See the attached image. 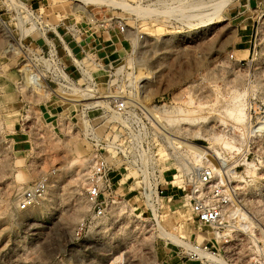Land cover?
<instances>
[{"label":"rangeland","instance_id":"1","mask_svg":"<svg viewBox=\"0 0 264 264\" xmlns=\"http://www.w3.org/2000/svg\"><path fill=\"white\" fill-rule=\"evenodd\" d=\"M16 1L0 0V264H159L161 251L179 248L159 235L155 188V220L144 204L141 169L170 171L177 193L157 211L161 223L199 242L186 225L188 191L202 166L218 168L238 212L224 227L234 242L224 250L212 241L213 252L227 264H264V0ZM91 31L115 53L76 54L73 44ZM246 34L251 52L242 59L234 49ZM90 92L107 106L66 96ZM115 98L129 101V114H114ZM236 104L244 123L230 114ZM180 127L188 139L175 136ZM102 156L118 162L110 173L116 200L104 221L78 236ZM42 176L58 177L56 189L20 209Z\"/></svg>","mask_w":264,"mask_h":264},{"label":"built area","instance_id":"2","mask_svg":"<svg viewBox=\"0 0 264 264\" xmlns=\"http://www.w3.org/2000/svg\"><path fill=\"white\" fill-rule=\"evenodd\" d=\"M93 21H95L94 16H92L87 23L90 24ZM92 27L94 26H90L89 29ZM120 28L122 31L125 29L123 25ZM73 36L75 37V35ZM65 80L68 81L67 79ZM111 103L113 104L112 111L117 116L129 114L130 109L132 108L129 101L125 98H115ZM95 162L91 176V184L87 193V200L91 212L89 216L78 225L76 230L78 236L86 235L92 226L104 221L107 218L108 210L111 209V205L116 200V194L113 187L114 184L110 178V173L117 166L118 162L112 158L109 159L107 156H102ZM155 169L159 170L160 182L157 185ZM141 171L144 176L142 180L143 191L141 192V196L143 197L144 204L151 211L155 220L153 206H151L149 202L150 198L154 197V193L151 191L152 188L157 190L158 198L155 204L158 212H162V208L168 202L169 197L168 194H165L164 185L166 181L164 180V171L153 167L154 174L151 176L147 174V170L142 168ZM47 180L46 176H42L23 192L18 202L20 209L26 210L33 207L38 200L42 198L47 187ZM188 196L192 221L197 222L199 225V227L194 229L195 235H202L203 240L197 242L191 238L189 240L187 239L190 246L176 245L179 248L178 252L182 254L184 258L205 259L196 249L202 248L205 251L213 252L212 247L214 244L212 241L218 242L221 244V247L226 250L232 245L234 239L224 231V227L228 225L225 224V221L229 218V216H226L225 210L230 206L232 207V203L235 202V195L228 188L224 180L215 175L211 166H202L196 173L195 180L188 191ZM230 218L238 217L234 216ZM230 218L228 220L231 221Z\"/></svg>","mask_w":264,"mask_h":264},{"label":"bare ground","instance_id":"3","mask_svg":"<svg viewBox=\"0 0 264 264\" xmlns=\"http://www.w3.org/2000/svg\"><path fill=\"white\" fill-rule=\"evenodd\" d=\"M12 1V0H11ZM14 1H16V0H13V2ZM18 1V0H17ZM16 1V2H17ZM78 1H80L81 3L83 2V3H95V4H99V3H101L102 2V0H78ZM12 2V3H13ZM18 3V2H17ZM20 4V3H19ZM82 5V4H81ZM85 6V5H84ZM63 96H65V95H63ZM67 96V98H69V99H72V100H83V99H97V98H101L102 96H100L98 93H93V92H90L89 93V95H88V97H86V98H73L71 95L70 96H68V95H66ZM106 105L107 106V101L106 100H95V101H90V102H86V103H83V105L85 106V107H87V108H90V107H93V106H95V105ZM98 107V106H97ZM108 107H110V106H108ZM154 109V108H153ZM152 109V110H153ZM157 110V108L155 109V110H153V111H156ZM158 110H160V109H158ZM157 110V111H158ZM230 114H231V116L233 115L234 117H233V119H237L238 121H236L235 120V122L236 123H239L240 124V122H242V123H244L243 121H244V119H245V114H244V106H243V104H236V105H234V107H232V108H230ZM228 111V112H229ZM161 112V114H162V110L160 111ZM179 112V111H178ZM181 112V111H180ZM157 114V113H156ZM185 114V113H184ZM159 115V114H158ZM182 116H185V115H182ZM122 121V120H121ZM246 121V120H245ZM101 122H102V120H101ZM101 122H99V123H101ZM157 125L160 127V128H158L159 130H161V131H163V133L165 134V138L167 137V139H168V141L169 142H171L172 144L174 143V142H178V140L177 139H174L173 138V136H174V134L170 131L171 130V128H170V126H168L167 124H165V123H162V122H158L157 121ZM242 126V125H241ZM244 129V128H243ZM173 130L174 131H176L177 133H179L178 135H175V136H177V137H181V138H183V139H188V136H189V133L187 132V130L185 129V127H184V129H183V127H182V129H181V127L179 128V129H176V128H173ZM225 145L226 146H229L230 148H233L234 147V145L233 144H231L230 142H225ZM202 153H203V150H201V149H199V151H198V154H200V156L202 155ZM202 157V156H201ZM197 158H199V157H197ZM204 158L205 157H202V159H203V161H202V159H201V161L202 162H205V160H204ZM193 159V158H192ZM196 159V158H195ZM200 159V158H199ZM198 159V160H199ZM197 160V159H196ZM195 160V162H193L192 161V163H196L197 161ZM93 162H94V160H93ZM191 163V164H192ZM224 165H225V163H226V160H223V162H222ZM193 164V165H194ZM196 164H198V163H196ZM193 165H186L185 166V170L186 171H188L189 172V174H194V170L192 169V167H193ZM222 167V166H221ZM195 168V167H194ZM196 170V169H195ZM213 170H214V168H213ZM188 172H186V173H188ZM196 172V171H195ZM219 171H218V168L217 167H215V170H214V173H215V175H218V174H216V173H218ZM235 176V175H234ZM194 177V176H193ZM195 177H196V174H195ZM57 178L58 177H53L50 181H49V183H48V180H47V183H48V187H46V190H45V192H46V194L49 196H51V194L54 192V190L56 189V187H57V185H58V182H57ZM48 179V178H47ZM195 180V179H194ZM155 192V194H156V199L158 198V196H157V191H154ZM45 194V193H44ZM44 196V195H43ZM42 196V197H43ZM155 202H156V200H155ZM116 203V202H115ZM81 208V207H80ZM79 209V208H78ZM234 210V211H233ZM232 210V207L230 206L229 208H226V210H225V214H226V216H229V217H232V215L234 214V213H237L236 212V210L237 209H233ZM156 211V224H157V226H158V229H159V232H160V234L159 235H161L163 238H165V239H169V240H171L172 241V243H175V244H178V245H184V246H190V243H189V241L188 240H186V239H184V236H181V234H179V232L178 233H174V232H171V230H169V229H166L165 228V226L161 223V218H162V215H159L158 213H157V208H155V210H154V212ZM78 213V212H77ZM224 214V215H225ZM176 229H177V227H176ZM158 232V233H159ZM199 236V242L202 240V238H203V236H201V235H198ZM196 250H198L199 251V253L202 255V257H204L205 259H207L208 261H210V262H217V263H221V264H227L223 259H221L217 254H215L214 252H212V251H205L204 249H202V248H197ZM212 263V264H213Z\"/></svg>","mask_w":264,"mask_h":264},{"label":"crops","instance_id":"4","mask_svg":"<svg viewBox=\"0 0 264 264\" xmlns=\"http://www.w3.org/2000/svg\"><path fill=\"white\" fill-rule=\"evenodd\" d=\"M97 31V30H96ZM96 31H91L87 34H84L85 36L83 38H81L80 41H78L77 43L73 44V50H75L76 54L82 53V52H86L85 48H89V49H96V52L98 53L99 51L101 52V49L103 48L104 52H102L101 54H104V56H111L113 53H115V49H109L114 47L112 44H104L101 45V38L98 35V33ZM95 34V35H94ZM91 35V36H90ZM113 43L115 44V41L113 40ZM251 52V38L249 34H246L244 36H242L241 40H239L235 46L234 49V55L235 56H240L242 57V59H244L247 55H250ZM168 175H170V171H166L164 170V179H165V194H168V201L170 200V198H172L174 195H176L177 190L173 189L170 186L171 181H168L166 179V177H168ZM172 185V184H171ZM199 227V225L197 224V222L192 221L191 226L186 225V231L188 233L191 232V237L192 235H195V228ZM158 258H159V264H183V259L184 257L182 256V254H180L175 250H170V251H161L158 254Z\"/></svg>","mask_w":264,"mask_h":264}]
</instances>
